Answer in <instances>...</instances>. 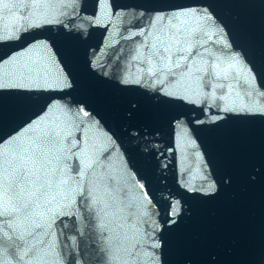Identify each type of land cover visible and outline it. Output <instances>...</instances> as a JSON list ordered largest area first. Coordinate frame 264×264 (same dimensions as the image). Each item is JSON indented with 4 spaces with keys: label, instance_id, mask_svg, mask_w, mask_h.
I'll use <instances>...</instances> for the list:
<instances>
[{
    "label": "snow or ice",
    "instance_id": "6c2138e0",
    "mask_svg": "<svg viewBox=\"0 0 264 264\" xmlns=\"http://www.w3.org/2000/svg\"><path fill=\"white\" fill-rule=\"evenodd\" d=\"M93 30L120 36L103 63L82 46ZM109 91L127 136L108 126ZM165 128L163 151L131 150ZM177 129L201 167H177L162 197ZM257 183L264 194V0H0V264H264V217L257 232L245 199ZM226 193L227 227L194 216ZM68 218L97 237L91 259L65 251Z\"/></svg>",
    "mask_w": 264,
    "mask_h": 264
}]
</instances>
